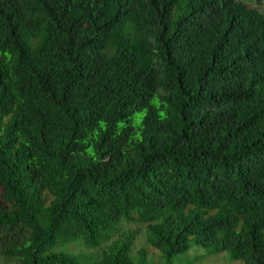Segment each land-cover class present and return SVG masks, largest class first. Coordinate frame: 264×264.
Returning a JSON list of instances; mask_svg holds the SVG:
<instances>
[{
  "label": "trees",
  "instance_id": "obj_1",
  "mask_svg": "<svg viewBox=\"0 0 264 264\" xmlns=\"http://www.w3.org/2000/svg\"><path fill=\"white\" fill-rule=\"evenodd\" d=\"M194 247L264 264V0H0V264Z\"/></svg>",
  "mask_w": 264,
  "mask_h": 264
},
{
  "label": "rangeland",
  "instance_id": "obj_2",
  "mask_svg": "<svg viewBox=\"0 0 264 264\" xmlns=\"http://www.w3.org/2000/svg\"><path fill=\"white\" fill-rule=\"evenodd\" d=\"M138 119L139 117L137 118V120ZM132 228L134 227L132 226L131 229ZM140 229L143 230V227ZM141 245L148 247L145 243V237H143V235L137 237L135 241V250ZM148 248L149 256H152L153 261L157 260L158 251L151 246H149ZM224 256L228 257L225 252H220L218 254L212 255L207 254L204 249L194 247L185 254L174 256L172 261L176 264H241L240 262L235 260L231 261L229 257L228 259L224 258ZM159 264L163 263L160 262Z\"/></svg>",
  "mask_w": 264,
  "mask_h": 264
}]
</instances>
